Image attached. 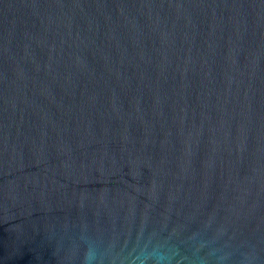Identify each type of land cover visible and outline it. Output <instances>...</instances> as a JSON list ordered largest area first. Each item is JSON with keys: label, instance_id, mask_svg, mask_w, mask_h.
Masks as SVG:
<instances>
[{"label": "water", "instance_id": "water-1", "mask_svg": "<svg viewBox=\"0 0 264 264\" xmlns=\"http://www.w3.org/2000/svg\"><path fill=\"white\" fill-rule=\"evenodd\" d=\"M0 264H264V0H0Z\"/></svg>", "mask_w": 264, "mask_h": 264}]
</instances>
